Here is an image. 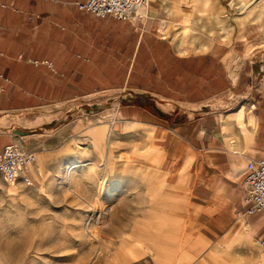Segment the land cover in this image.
I'll use <instances>...</instances> for the list:
<instances>
[{"label":"crops","instance_id":"crops-1","mask_svg":"<svg viewBox=\"0 0 264 264\" xmlns=\"http://www.w3.org/2000/svg\"><path fill=\"white\" fill-rule=\"evenodd\" d=\"M88 1L0 0V120L23 119V139L47 143L64 129L39 117L45 107L117 96L116 108L85 115L112 111L111 120L81 129L89 131V155L81 158L101 162L90 149L104 145L97 135L140 136L137 147H153V160L143 151L134 168L121 162L119 169L126 178L153 179L154 202L117 206L128 214L114 219L123 224L120 236L106 235L109 264H210L225 250L264 264V214L248 213L244 186L247 163L264 158L258 29L193 50L174 38L177 17L160 0L136 22L98 17L80 7ZM13 141L0 132V148ZM41 153L65 162L60 148ZM35 164L28 173L48 193L54 163ZM8 191L0 187V205Z\"/></svg>","mask_w":264,"mask_h":264},{"label":"rangeland","instance_id":"rangeland-1","mask_svg":"<svg viewBox=\"0 0 264 264\" xmlns=\"http://www.w3.org/2000/svg\"><path fill=\"white\" fill-rule=\"evenodd\" d=\"M160 1L165 6H172L177 17L171 25L174 38L193 50L201 49L217 39L229 42L235 32L245 33L249 26L253 30L258 29V44L264 47V0ZM241 4H244L243 9L238 8ZM119 103V98L113 96L110 99H85L45 107L38 114L39 117L45 122L54 123V128L61 126L64 129L60 137L51 139L48 144L37 139L30 142L23 139L27 134L24 125L28 126L25 120L13 125L10 123L12 117L0 120V132L10 131L14 140L12 143L36 152L37 164L42 166V161L54 163L51 167L52 171L54 169L52 178L46 188L48 193H43L34 184L10 185L0 179V187L9 189V194L1 197L0 205V264H109L110 249L105 243L106 235L112 237L118 232L120 236L123 224L114 219L117 217L120 220L128 214L127 210L125 212L117 206H152L154 199L150 186L153 179L126 178L124 176L128 174L119 169L123 166L121 162L135 164L143 151V157L153 160V147H137L140 136L110 133L109 140L107 135L104 138L97 135L99 143L101 139L104 145L90 149L99 155L101 162L91 163L82 159L89 155V131L81 129L111 120L108 114L112 111L89 118L85 115L97 113L95 111L100 109L116 108ZM14 126L26 134L13 132ZM145 138L153 144L149 134ZM44 148H60L65 162L56 165L57 156L42 154ZM71 165L76 167L70 176L67 172ZM161 183L164 186V179ZM168 202L173 206L170 197ZM93 212L97 219L102 214L99 223L95 220L89 223ZM87 228L97 235V241L90 238ZM117 241L119 239H113L114 245L118 244ZM136 241L132 244L135 248ZM221 254L217 257L222 259L221 264H263L260 258L251 259L244 250L241 256L234 255L232 250L222 251ZM217 258H213L210 264H219Z\"/></svg>","mask_w":264,"mask_h":264},{"label":"built area","instance_id":"built-area-1","mask_svg":"<svg viewBox=\"0 0 264 264\" xmlns=\"http://www.w3.org/2000/svg\"><path fill=\"white\" fill-rule=\"evenodd\" d=\"M150 2L151 0H89L80 4V7L101 18L113 16L117 19L136 22L145 16V10L149 7ZM37 159L36 152L24 150L15 143L7 144L0 148V177L10 185L23 182L30 186L33 181L28 173V168L34 165ZM244 186L248 190L245 202L253 203L248 213L264 214V158L251 160L247 163ZM95 214L93 212L89 223L92 220L100 222L102 214L99 213L101 216L98 219Z\"/></svg>","mask_w":264,"mask_h":264},{"label":"bare ground","instance_id":"bare-ground-1","mask_svg":"<svg viewBox=\"0 0 264 264\" xmlns=\"http://www.w3.org/2000/svg\"><path fill=\"white\" fill-rule=\"evenodd\" d=\"M231 5L232 6H234V4H233V1H231ZM243 7H244V4H241L238 8L239 9H243ZM110 154V153H109ZM76 167V165H71L69 168L70 169H68V174L71 176L72 175V170L74 169ZM72 192L74 193V191L72 190ZM89 228H87V230H88ZM87 233H88V235L90 236V238H93V239H95L96 241H97V235L94 233V232H92L91 230H88L87 231ZM133 241H136L134 238L132 239ZM103 245V244H102ZM127 247V246H126ZM125 247V248H126Z\"/></svg>","mask_w":264,"mask_h":264},{"label":"water","instance_id":"water-1","mask_svg":"<svg viewBox=\"0 0 264 264\" xmlns=\"http://www.w3.org/2000/svg\"><path fill=\"white\" fill-rule=\"evenodd\" d=\"M14 132H15V133H19V132H20L21 134L24 133V132H21L20 130H15ZM24 134H26V133H24Z\"/></svg>","mask_w":264,"mask_h":264}]
</instances>
